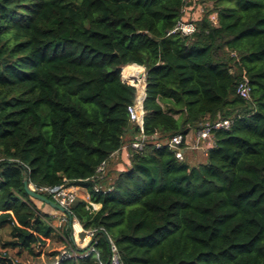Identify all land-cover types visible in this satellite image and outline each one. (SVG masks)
Returning <instances> with one entry per match:
<instances>
[{
	"label": "trees",
	"instance_id": "obj_1",
	"mask_svg": "<svg viewBox=\"0 0 264 264\" xmlns=\"http://www.w3.org/2000/svg\"><path fill=\"white\" fill-rule=\"evenodd\" d=\"M201 1L211 5L185 19L188 0H0L5 255L50 264L72 248L56 264H105L110 238L124 264H264V0ZM181 19L194 31H172ZM127 64L145 69L141 128L127 109L137 93L122 79ZM244 77L248 98L236 92ZM224 120L203 160L166 142L181 134L184 150L190 131ZM124 145L120 169L112 155ZM24 177L86 189L99 207L76 196L70 214L96 229L88 245L71 244L68 219L52 225ZM54 236L67 242L44 260Z\"/></svg>",
	"mask_w": 264,
	"mask_h": 264
},
{
	"label": "built area",
	"instance_id": "obj_2",
	"mask_svg": "<svg viewBox=\"0 0 264 264\" xmlns=\"http://www.w3.org/2000/svg\"><path fill=\"white\" fill-rule=\"evenodd\" d=\"M194 29H195L194 24L191 21L181 19L178 21V23L176 24V26L174 27L172 31H179L182 34L187 35L193 32ZM122 77L124 78L125 82L131 85H134L136 87V90H137L136 97L134 98L133 102L130 105H128L127 109H128L131 121L141 128L143 125V114H144V110H143L144 99H143L142 94H143V91H145V77L138 78L136 76L135 79H133L132 81L125 78L124 75H122ZM250 89L251 87H250L249 81L247 77H244V79L238 84L236 92L241 97L248 98L250 95ZM228 123H229L228 120H224V121H217L212 124L204 125L202 128H200L197 131V139H196L197 143L194 144V146L196 145L197 147H199V145H201V142H203V140L211 142V130L214 128L227 126ZM147 138H148L147 136L140 134L138 138L132 143V146L136 148H140L144 140ZM182 140H183V137L181 134H175V135H172L171 138L166 141L169 145L176 148L175 155L177 158L183 157L184 150L181 149L180 147H177V145ZM156 145H159V143H156ZM103 169H104V163H102L97 168L98 171H102ZM30 186L34 190L38 191L39 193H46L50 195L53 201L59 203L60 205H62L64 208H66L69 211H70V205L73 203V201L75 200L77 196V191H76L77 186L66 185L65 183H61L57 185H41V186H35L32 183H30ZM87 200H88V203L91 204L94 209L98 208L97 203L91 201L90 199H87ZM60 215L61 217L59 220L61 223L67 221L68 216L66 213L60 212ZM76 224L80 226L79 229L77 230L75 228ZM71 228H73L71 229L72 236L77 235L80 232L85 233V237L88 238V244L91 242L96 232V229L84 230L83 227L80 225V223L75 218H72ZM108 245H109V257L105 264H124L119 256L116 244L110 238H108ZM73 246L77 247L75 245ZM74 255H76V252L72 248H70V250H62L60 252V255L56 256L50 264H56L59 258L60 259L66 258V257L74 256ZM1 259H9L12 263H15V264H40L39 261L32 259L31 257L30 259H27V260H20L16 257L5 255L4 250H0V260ZM100 264H103V263L100 262Z\"/></svg>",
	"mask_w": 264,
	"mask_h": 264
},
{
	"label": "rangeland",
	"instance_id": "obj_3",
	"mask_svg": "<svg viewBox=\"0 0 264 264\" xmlns=\"http://www.w3.org/2000/svg\"><path fill=\"white\" fill-rule=\"evenodd\" d=\"M210 5H211V2H209V1L203 2L201 0H188V5H187L186 10L184 12V18L189 19V18L193 17L195 14L203 13L204 7L210 6ZM122 71H123V69H122ZM196 143H197V141H195L194 144H196ZM201 143H202L201 146L199 145V147H197L195 145L193 147L194 156L198 161L204 159V157H203L204 148L207 146L206 141L205 142L203 141ZM77 198H79L78 195H77ZM35 202L38 203V205L41 203L38 200H35ZM56 211H58V210H56ZM58 212H60V211H58ZM60 224H62V223L60 222ZM71 229H73V228H71ZM71 233H72V230H71ZM9 238H10L9 237V227L4 226V227L0 228V250H3L1 248V243L3 241L8 240ZM66 242L67 241L65 238L57 237V236H54V237L47 239L45 245L42 248V252H44V254H43L44 260H46V255L48 253L53 252V251H55L61 247H64ZM7 253H8V255H10L12 257H16L20 260L30 259V257L27 256V253H25V252H22L21 254L17 253V248H9L7 250Z\"/></svg>",
	"mask_w": 264,
	"mask_h": 264
},
{
	"label": "crops",
	"instance_id": "obj_4",
	"mask_svg": "<svg viewBox=\"0 0 264 264\" xmlns=\"http://www.w3.org/2000/svg\"><path fill=\"white\" fill-rule=\"evenodd\" d=\"M128 65V64H127ZM126 136H130L129 133H127ZM196 141V132L194 131H190L186 137V148L184 149V153L185 156L188 157L190 162H197V159L194 156L193 153V146L194 143ZM126 146L124 145L120 150L116 151L112 157L113 160L116 162V166L117 168H123L126 164H128V156H127V150H126ZM77 195L80 198L83 199H88V194L85 188L82 187H77ZM36 203V202H35ZM38 205V203H36ZM38 207L47 213H50L53 216L52 219V225L54 227H58L60 226V212L56 211L55 209H53L51 206L49 205H42L41 203L38 205ZM99 207V204H98ZM71 236V234H70ZM70 241L71 244L77 246V247H81L84 248L86 245H88V238L85 237V233L83 235H81V232L78 233L77 235H73L72 238L70 237Z\"/></svg>",
	"mask_w": 264,
	"mask_h": 264
},
{
	"label": "water",
	"instance_id": "obj_5",
	"mask_svg": "<svg viewBox=\"0 0 264 264\" xmlns=\"http://www.w3.org/2000/svg\"><path fill=\"white\" fill-rule=\"evenodd\" d=\"M137 65V64H135ZM139 67L138 71H137V77L138 78H144L145 77V69L143 66L141 65H137ZM122 76V75H121ZM123 78V77H122ZM124 80V78H123ZM143 99L145 98V91H143ZM23 185H24V190L26 191V193L33 199H36L38 201L41 202V204L44 205H49L51 206L53 209L58 210L60 212H64L67 214L68 216V221L69 224L71 225V221H72V216L70 214V211L67 210L66 208H64L62 205H60L59 203L53 201L52 199H50L48 196L39 193L38 191L34 190L31 186L30 183L28 182V177H24L23 178ZM72 238V235L70 236Z\"/></svg>",
	"mask_w": 264,
	"mask_h": 264
},
{
	"label": "bare ground",
	"instance_id": "obj_6",
	"mask_svg": "<svg viewBox=\"0 0 264 264\" xmlns=\"http://www.w3.org/2000/svg\"><path fill=\"white\" fill-rule=\"evenodd\" d=\"M138 69H139V67L135 64L125 65L123 67L122 75H124L125 78L132 81L137 76ZM78 227H80V226L78 225Z\"/></svg>",
	"mask_w": 264,
	"mask_h": 264
}]
</instances>
